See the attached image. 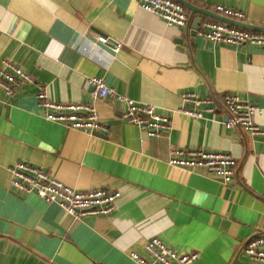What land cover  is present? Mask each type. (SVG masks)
I'll list each match as a JSON object with an SVG mask.
<instances>
[{"label":"crops","instance_id":"0c3cea01","mask_svg":"<svg viewBox=\"0 0 264 264\" xmlns=\"http://www.w3.org/2000/svg\"><path fill=\"white\" fill-rule=\"evenodd\" d=\"M186 1L206 13L186 7L180 26L137 0H0V65L10 60L33 79L14 98L0 87V264H138L129 252L149 259L152 237L197 253L192 264H264L244 252L249 238L264 234V135L225 128L219 105L237 94L257 106L254 122L264 129V47L215 44L193 27L199 16V27L216 20L214 3L245 13L221 16L264 27V0ZM100 35L120 42L119 51L96 42ZM91 76L169 114L171 129L145 136L122 117L121 103L91 97ZM40 86L52 101L94 104L108 130L46 120ZM183 92L215 98V112L198 119L175 111ZM173 148L226 152L238 161L236 174L224 184L206 170L172 166ZM16 162L77 190L120 196L111 213L74 219L54 202L15 191L7 167Z\"/></svg>","mask_w":264,"mask_h":264},{"label":"built area","instance_id":"2783aa9c","mask_svg":"<svg viewBox=\"0 0 264 264\" xmlns=\"http://www.w3.org/2000/svg\"><path fill=\"white\" fill-rule=\"evenodd\" d=\"M141 8L157 13L168 24L185 26L188 19L186 7L179 0H137ZM214 8L222 15L236 18L244 17L239 9L214 3ZM197 34L218 44H253L264 47V31L237 26L221 20H206L197 29ZM96 42L117 52L120 42L112 43L104 36H97ZM93 42H90L92 44ZM33 82L29 73L16 66L10 60H2L0 65V87L6 94L14 98L16 87L21 83ZM94 100L113 98L123 105L122 117L145 136L157 137L171 129V117L152 104L134 100L114 88L106 85L103 77L91 76L86 79ZM38 104L44 109V118L68 128L89 133L106 132L107 126L99 118L92 103H58L48 99L44 88L39 87L36 93ZM180 106L177 112L198 119L204 118V113L216 110V99L213 97H198L193 93L183 92L180 95ZM225 110L227 120L225 128H241L251 135H264V129L254 122L258 108L255 104L241 99L237 94H225L219 101ZM174 111V112H175ZM168 164L190 170L203 169L213 173L224 184L230 182L236 174L238 161L230 154L202 148H173L170 151ZM11 174L10 185L15 191L32 192L47 202L58 204L74 219L87 214H109L114 210L115 201L120 193L115 190L94 188L77 190L53 177L46 170L28 162H16L7 167ZM149 259L142 254L131 251L129 257L138 264H192L197 258L195 252H177L158 237L150 238L145 244ZM245 254L250 260L264 263V234L249 238Z\"/></svg>","mask_w":264,"mask_h":264},{"label":"water","instance_id":"95a60500","mask_svg":"<svg viewBox=\"0 0 264 264\" xmlns=\"http://www.w3.org/2000/svg\"><path fill=\"white\" fill-rule=\"evenodd\" d=\"M181 3H183V5L187 8H190L192 11L196 10V11H199L201 13H206L205 12V9L202 8V7H199V6H196L186 0H179ZM220 14V13H219ZM218 13H211V15L213 17H215L216 19H219L221 21H225V22H228V23H231V24H234V25H237V26H241V27H247V28H252V29H262L264 30V27H259L257 25H253V24H250V23H247V22H244V21H241V20H235V19H232L230 17H226V16H221L219 15ZM201 16H199V21L197 22V24L194 27V30L196 31L198 28H199V22L201 20Z\"/></svg>","mask_w":264,"mask_h":264}]
</instances>
